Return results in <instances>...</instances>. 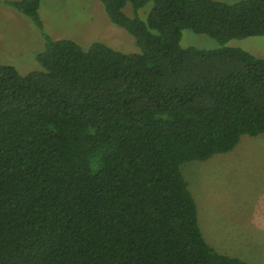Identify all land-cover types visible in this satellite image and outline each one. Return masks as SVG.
I'll return each mask as SVG.
<instances>
[{"label": "trees", "instance_id": "16d2710c", "mask_svg": "<svg viewBox=\"0 0 264 264\" xmlns=\"http://www.w3.org/2000/svg\"><path fill=\"white\" fill-rule=\"evenodd\" d=\"M99 1L138 52L45 35L40 68L0 64V264H249L205 241L180 164L264 134V58L225 45L264 36V0Z\"/></svg>", "mask_w": 264, "mask_h": 264}, {"label": "rangeland", "instance_id": "374dc122", "mask_svg": "<svg viewBox=\"0 0 264 264\" xmlns=\"http://www.w3.org/2000/svg\"><path fill=\"white\" fill-rule=\"evenodd\" d=\"M5 1L0 0V64H9L20 74L40 68L36 55L43 49L45 35L72 39L85 49L102 42L122 52L139 51L134 37L111 22L99 0H40L41 27ZM150 6L148 2L140 7L137 15L144 19ZM123 10L134 14L129 3ZM180 44L221 45L188 28L181 31ZM225 45L264 58V36L232 38ZM180 172L194 198L205 241L219 253L264 264V134H243L233 149L204 160L184 161Z\"/></svg>", "mask_w": 264, "mask_h": 264}]
</instances>
